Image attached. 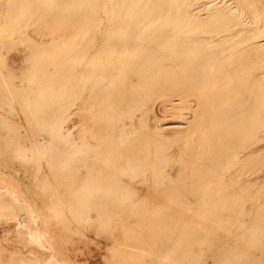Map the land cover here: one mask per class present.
I'll return each mask as SVG.
<instances>
[{
	"label": "bare ground",
	"instance_id": "1",
	"mask_svg": "<svg viewBox=\"0 0 264 264\" xmlns=\"http://www.w3.org/2000/svg\"><path fill=\"white\" fill-rule=\"evenodd\" d=\"M29 163L49 202L25 180ZM139 181L170 195L154 201L166 205L168 239L179 236L167 257L264 259V0H0L8 245L27 262L75 264L78 225L98 215L120 230L125 207L151 199ZM131 232L112 259H137Z\"/></svg>",
	"mask_w": 264,
	"mask_h": 264
},
{
	"label": "rangeland",
	"instance_id": "2",
	"mask_svg": "<svg viewBox=\"0 0 264 264\" xmlns=\"http://www.w3.org/2000/svg\"><path fill=\"white\" fill-rule=\"evenodd\" d=\"M42 164H46L45 162L44 163H42ZM31 166H33V167H31ZM35 164L33 165L32 163H29L28 165H27V167L30 169V172L29 173H31V174H29V173H26V175H27V177H26V181L27 182H30L31 183V185L33 186L32 188H33V191L36 193V196L37 197H39L40 199L42 198V199H44V197H43V195H42V192H41V190H39L40 188H34L35 186L32 184L34 181H35V179H34V181L32 180V177H33V174L35 175V173L33 172L34 171V169H35ZM37 167V166H36ZM45 167V168H44ZM46 167L47 168H50L51 166H47V164L46 165H43V168L44 169H46ZM115 167H117V166H115ZM32 168V169H31ZM111 170H112V167L110 168ZM47 174L48 172H44V174ZM43 174V175H44ZM45 174V175H46ZM48 174H52V173H48ZM67 175H65V177H66ZM31 177V178H30ZM65 177L64 178H61L62 180L63 179H65ZM28 178V179H27ZM60 178H58L56 181L58 182H62V180H60ZM32 181V182H31ZM58 182V186H59V183ZM137 183H138V181H136ZM56 183V182H55ZM65 183V182H64ZM137 183H134V185H136L135 187H137V186H139L140 187V189H138L139 187H137V189H138V191H139V193H140V196L142 195L141 194V191L143 192V194H147V193H152V188H148V187H150V186H146V183L144 184V185H142L141 184V181H139V184L137 185ZM54 185H56V184H54ZM141 186H143L142 188H141ZM145 187L147 188V189H149L147 192H145ZM37 189V190H36ZM145 189V190H144ZM141 190V191H140ZM144 190V191H143ZM151 190V191H150ZM153 190H154V193L153 194H150V195H148L147 197H150L151 195V199L149 198H146V196H144V195H142V198H140L139 200V202H138V204L141 206V207H143V208H139V209H132V208H129V207H125V210H124V215L122 214L121 215V218L120 219H124L122 222L124 223V226L121 228V226L123 225H118V229H120V230H117V228L115 229V227H114V229H113V231L111 230V228L110 227H108V228H110L109 230H108V228L107 227H103V225H101L100 223L98 224V222H100V219H101V221H102V218H97L98 217V215L96 214V213H94V211H93V213L94 214H96L97 215V217H96V219H95V221H91V219L89 220V222L88 223H86V224H81V225H78V227L83 231V232H85L86 233V231H87V233H88V231L90 232V234H89V236H88V234L86 233V235H82V237H80L79 235H74V236H72L74 239H78V241H79V243H78V245H77V247H75V248H72V250H74V254H72V260H74V263L75 264H182V261H185V260H187V259H182V255H180L179 257H175L174 258V256L172 257V258H169V257H167L166 256V249H163L162 250V248H167V244H168V241H173V243H175L177 240H178V237L179 236H177V234L175 233V237H174V239H171V240H169L170 239V236H169V225H168V227L166 228L165 226V224L168 222L165 218H167L166 216H167V213L165 212L166 210V208H164V207H166V205L164 204V207L162 206H159L160 208L158 209V207H156V206H158V205H160L161 204V202L163 201H165V203L168 201V199L170 198V195H169V193L167 192V191H161L160 189H158V191L160 192V195H159V193H155V189L153 188ZM150 191V192H149ZM157 191V192H158ZM145 192V193H144ZM165 193V195H168L169 197H165L164 195L162 196L161 194H164ZM158 195V196H157ZM144 196V197H143ZM156 196V197H155ZM161 196V197H160ZM99 198H102V196L100 195V197ZM146 198V199H145ZM161 198V199H160ZM97 199H98V197H96V199L94 200V201H96V202H100L102 199H100V200H98L97 201ZM112 200V199H111ZM147 200V201H146ZM158 200V201H157ZM162 200V201H161ZM43 201H46V202H49V200H43ZM142 201H144V202H142ZM146 201V202H145ZM154 201H157L158 202V204H156V206H155V203L156 202H154ZM161 201V202H160ZM66 203H67V200L65 201ZM110 202H112V201H110ZM140 202H141V204H140ZM153 202V203H152ZM162 202V203H163ZM41 203H44V202H40V204ZM152 203V204H151ZM42 205V204H41ZM149 205H151L150 207H149ZM144 206H147V208H145ZM157 208V211L159 212V214L157 213V211H156V213H155V210L156 209H154L155 207ZM151 207H153V209L151 208ZM188 207H190V206H187V208ZM161 208H163V211L161 210V211H159ZM45 208H43V210H44ZM140 210V211H136V216H137V218H138V221H139V223L140 224H138V221H136V216H134V215H132V216H134V218H132V216H131V214L134 212V211H128V210ZM145 209H146V212H145ZM150 209H152V210H150ZM186 209V208H185ZM185 209H184V211H185ZM190 208H188V210H189ZM190 210H192V209H190ZM194 210V209H193ZM192 210V211H193ZM45 211L47 212V213H49L50 215H53V216H51L52 218L53 217H55V219L54 220H57L58 219V217L57 216H55V214L53 213L54 211H49L48 212V210H46L45 209ZM195 211V210H194ZM192 212V213H190V211H188L189 212V214L192 216L193 214H195V212ZM128 212H130V213H128ZM132 212V213H131ZM187 212V209H186V211H185V213ZM187 212V213H188ZM90 213H92V212H90ZM89 213V214H90ZM147 213H148V215H149V213L150 214H152V213H154V214H152V217H151V215H147ZM94 214H90V215H93V217H95L94 216ZM130 216H128V215ZM133 214H135V213H133ZM188 214V216L189 217H191L190 215ZM147 215V216H146ZM153 215H155L154 217H153ZM158 215V216H157ZM123 216V217H122ZM156 216H157V221H158V225H157V221L156 222H154L156 219ZM125 217V218H124ZM140 217V218H139ZM159 217H161V219H162V217H163V221H165V222H163L162 220H160V218ZM165 217V218H164ZM189 217H186V219H188ZM130 218H132V220H134L135 219V224L134 223H132V221L130 220ZM146 218V219H145ZM148 218H150V219H148ZM152 218V219H151ZM60 219V218H59ZM97 219H99V221L97 220ZM147 220L148 219V221H145V220ZM127 220V221H126ZM128 220H129V222H128ZM142 220H143V222H142ZM150 220V221H149ZM152 220V221H151ZM131 221V222H130ZM163 222V223H161V222ZM127 222V223H126ZM136 222H137V224H136ZM145 222H150L148 225H145V224H147V223H145ZM151 222H153L152 224H153V226H152V224H151ZM161 224H160V223ZM95 223H97V224H95ZM130 223H132V224H130ZM143 224V226H142V224ZM162 224H163V226H162ZM125 225H127V227H125ZM160 225V226H159ZM139 226V227H138ZM141 226V227H140ZM152 226V227H151ZM182 226V225H181ZM180 226V227H181ZM161 227V228H160ZM164 227V228H163ZM107 228V229H106ZM113 228V227H112ZM126 228V229H125ZM133 228V229H132ZM156 231H154L153 229ZM131 229V230H130ZM157 229H160V230H157ZM178 229H180L179 227H177L176 228V230H177V233H178ZM181 229H182V227H181ZM71 230V229H70ZM114 230H115V233H114ZM128 232H131L133 235H135V237H137L136 239H137V243H138V241H139V246H140V248H141V250L140 251H138L137 253H139L138 254V256L136 255V252H133V251H131V250H129V249H127V251L129 250V251H131L134 255H136L137 257V259H127V260H124V259H112V257H113V253H114V255H117L119 252H120V250H122L121 252H123L124 250H126V248L125 247H122L121 246V240H122V243H125V242H123V234H125V233H127V231ZM110 231H112V232H110ZM120 231H122V232H120ZM123 231L125 232V233H123ZM69 232V234H70V231H68ZM117 232V233H116ZM134 232H135V234H134ZM165 232V233H164ZM181 232H182V230H181ZM181 232H179L178 233V235H181L180 233ZM71 233H72V231H71ZM93 233V235L91 236V234ZM111 233V234H110ZM120 233V234H119ZM130 233V234H131ZM4 235V233L0 230V235H1V237H0V239H1V241H0V245H1V247H0V264H23L24 262H26V263H33V261L31 260H29V262H27L28 261V259H24L23 257H21V256H19L18 257V255H16L17 253H15L16 252V249L15 248H12V247H10L9 245H8V239H7V236L6 235H4V237H3V235ZM114 234V235H113ZM119 234V235H118ZM129 234V233H128ZM132 234H131V236H132ZM136 234H138V236L140 237V238H138V236L136 235ZM171 234V233H170ZM71 235H73V234H71ZM70 235V236H71ZM118 235V236H117ZM83 236H86V237H83ZM108 238H106V237ZM117 236V237H116ZM120 236H121V238L122 239H119L120 238ZM127 236H129V235H127ZM165 236V237H164ZM166 236H167V238H166ZM168 236H169V239H168ZM176 236H177V238H176ZM92 237V238H91ZM94 237V238H93ZM100 237H102V238H100ZM107 239H105V238ZM86 240H85V239ZM96 238V239H95ZM97 238H99V239H97ZM115 238H117V239H115ZM126 238V237H125ZM182 238V237H181ZM181 238H179V239H181ZM90 239V240H89ZM91 239H95L96 241H98L99 240V242H96L95 240V242H93V240H91ZM102 239H104V240H102ZM177 239V240H176ZM119 240V241H118ZM140 240H141V242H142V247H144V246H146L147 247V250H148V247H151L153 250L155 249V248H157V250L155 249L153 252L155 253V251H157V253H155L156 254V256H151V254H149L148 255V253H146V250H144V248H142L141 247V245H140ZM175 240V241H174ZM103 241H106V242H103ZM163 241H167V243H165V244H163L164 242ZM150 242V243H149ZM160 242V243H159ZM161 242H163V243H161ZM181 242H182V240H181ZM5 243V244H4ZM98 243L100 244V245H98ZM103 243V244H102ZM106 243V244H105ZM144 243V244H143ZM157 243V244H156ZM159 243V244H158ZM3 244H4V246H3ZM152 244H153V246L155 247H153L152 246ZM162 244H163V247H162ZM118 245V246H117ZM158 247H157V246ZM164 245H165V247H164ZM9 247L7 250L9 251V253L11 252V254H9L8 252H7V250L5 249V247ZM108 246V247H107ZM160 246H161V249H160ZM4 248V249H3ZM10 248L12 249V251L10 250ZM111 248H112V250L113 249H116L117 250V248H118V250L116 251H112L111 250ZM151 248H149V250L148 251H152V250H150ZM13 249H15V250H13ZM75 249L77 250L78 249V251H75ZM110 249V251H108ZM146 249V248H145ZM4 250H6V251H4ZM2 251H4V252H2ZM127 251H126V253H127ZM145 251V252H144ZM162 251H163V253H162ZM5 252H6V254H5ZM81 252V253H80ZM108 252V253H107ZM110 252V253H109ZM115 252H117V253H115ZM120 252V253H121ZM125 252V251H124ZM131 252H129V253H131ZM142 252H144V253H142ZM162 253V254H164V255H160L159 253ZM2 253V254H1ZM4 253V254H3ZM9 255H8V254ZM13 253V254H12ZM131 253V254H132ZM152 253V252H151ZM154 253H153V255H154ZM109 254H111L110 255V259H109ZM143 254H146V255H148L147 257H145V256H141V255H143ZM159 254V255H158ZM7 256V258H4L5 259V261H3V257L4 256ZM10 255H12V256H14L16 259H10ZM3 256V257H2ZM107 257V258H106ZM141 257V258H140ZM9 258V261H7L6 259H8ZM21 258H23L22 260H21ZM20 259V260H19ZM37 260H39V261H37ZM42 260H45V259H35V261H37L38 262V264H40V263H42ZM48 260V259H47ZM117 260V261H116ZM190 260H192L193 262H191L190 264H207V262L208 263H210V261L212 262V260H213V263H210V264H214L215 262H214V259H190ZM221 259H219V261H220ZM223 260V259H222ZM225 260V259H224ZM228 260V259H227ZM254 260V261H253ZM260 260V261H259ZM3 261V262H2ZM23 261V262H22ZM34 261V262H35ZM41 261V262H40ZM126 261V262H125ZM140 261V262H139ZM173 262V263H170V262ZM197 261H200L199 263L197 262ZM249 261V262H248ZM263 262L264 263V259L263 260H261V259H234L233 260V263L234 264H237L238 262V264H251V263H253V264H257V263H260V262ZM37 262H35L34 264H37ZM80 262H82V263H80ZM166 262H168V263H166ZM222 262V261H221ZM221 262H217L218 264H220ZM261 262V263H262ZM29 263V264H30ZM232 263V264H233Z\"/></svg>",
	"mask_w": 264,
	"mask_h": 264
}]
</instances>
